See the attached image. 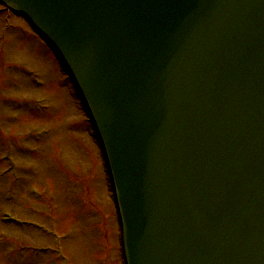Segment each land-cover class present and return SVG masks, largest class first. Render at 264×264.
<instances>
[{
    "label": "water",
    "instance_id": "95a60500",
    "mask_svg": "<svg viewBox=\"0 0 264 264\" xmlns=\"http://www.w3.org/2000/svg\"><path fill=\"white\" fill-rule=\"evenodd\" d=\"M79 89L126 264H264V0H0Z\"/></svg>",
    "mask_w": 264,
    "mask_h": 264
},
{
    "label": "rangeland",
    "instance_id": "374dc122",
    "mask_svg": "<svg viewBox=\"0 0 264 264\" xmlns=\"http://www.w3.org/2000/svg\"><path fill=\"white\" fill-rule=\"evenodd\" d=\"M89 127L52 52L0 5V264H60L39 227L69 264H122Z\"/></svg>",
    "mask_w": 264,
    "mask_h": 264
}]
</instances>
